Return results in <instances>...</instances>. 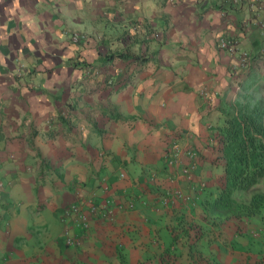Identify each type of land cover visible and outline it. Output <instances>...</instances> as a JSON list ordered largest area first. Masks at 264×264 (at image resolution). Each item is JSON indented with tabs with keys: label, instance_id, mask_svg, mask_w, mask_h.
Returning a JSON list of instances; mask_svg holds the SVG:
<instances>
[{
	"label": "crops",
	"instance_id": "1",
	"mask_svg": "<svg viewBox=\"0 0 264 264\" xmlns=\"http://www.w3.org/2000/svg\"><path fill=\"white\" fill-rule=\"evenodd\" d=\"M255 6L0 0V264H162L177 215L203 223L209 129L240 82L264 74V8ZM75 32L83 39L74 40ZM222 35L250 52L249 68L219 47ZM111 50L128 56L106 59ZM166 152L175 154L171 165ZM186 164L195 166L191 182L182 175ZM76 187L86 197L135 195L149 204L115 210L111 220L93 217L73 247L59 216L77 199ZM221 228L192 252L228 264ZM231 231L233 250L248 249L256 260L264 235ZM174 252L175 264H191L186 245Z\"/></svg>",
	"mask_w": 264,
	"mask_h": 264
},
{
	"label": "trees",
	"instance_id": "2",
	"mask_svg": "<svg viewBox=\"0 0 264 264\" xmlns=\"http://www.w3.org/2000/svg\"><path fill=\"white\" fill-rule=\"evenodd\" d=\"M115 55L128 56V53L111 50L107 51L105 57L111 59ZM218 111L223 116V122H214L207 137L212 151L209 161L221 166L223 181L207 190L208 195L202 206V224H196L191 219L182 221V215H177L178 229L172 231L170 245L161 255L162 264H175L174 250L179 244L186 245V249L190 250L191 260L196 259L199 254L193 253L192 247L205 243L211 236L215 237L218 225L230 217L264 220V190L254 191L245 203L233 196L234 191L248 190L264 181V74L254 72L243 79L236 97L230 104L222 103ZM262 229L261 235H264V226ZM205 259V264H212V258Z\"/></svg>",
	"mask_w": 264,
	"mask_h": 264
},
{
	"label": "built area",
	"instance_id": "3",
	"mask_svg": "<svg viewBox=\"0 0 264 264\" xmlns=\"http://www.w3.org/2000/svg\"><path fill=\"white\" fill-rule=\"evenodd\" d=\"M236 1V0H233ZM253 2L257 9L264 8V0H250ZM74 40L83 39L81 33L75 32L73 35ZM219 47L227 49L230 54H237L238 63L241 68H249L253 62L250 52L242 50L238 47V41L235 37H227L222 35L218 39ZM204 96L208 99L205 89H202ZM99 154H105L101 149ZM193 155L192 152L189 154ZM175 158V154H169L166 152V162L171 165ZM194 164H186L182 166L181 171L183 178L187 182H191L193 177ZM158 172L157 170L151 171L148 174L151 182L156 178ZM120 176H124L121 172ZM200 189L203 188L202 184H199ZM181 193L180 190L175 191ZM77 199L73 202L66 204L61 211L59 220L62 223L61 227L65 235V243L72 246H78L82 243L84 236L86 235L89 227L90 220L93 217L102 219H113L115 210L123 209H134L137 206H145L149 204V201L145 198L139 196H131L127 201L114 200L110 196H103L100 199L96 198L94 195L84 196L81 194L79 188L76 187ZM164 202H167V198L164 197Z\"/></svg>",
	"mask_w": 264,
	"mask_h": 264
},
{
	"label": "rangeland",
	"instance_id": "4",
	"mask_svg": "<svg viewBox=\"0 0 264 264\" xmlns=\"http://www.w3.org/2000/svg\"><path fill=\"white\" fill-rule=\"evenodd\" d=\"M257 9V8H256ZM216 117V116H215ZM215 123L218 122L221 124L223 122V116L221 115L219 120L217 118H214ZM208 148V147H207ZM210 148V147H209ZM204 150L205 157H211L212 156V151L210 149ZM210 159V158H209ZM208 163L212 166V170L210 172H204L203 173V178L202 179L204 182H200L203 186V189H209L210 187H213L215 184H219L223 181L222 179V168L221 166H217L216 164H213L208 160ZM4 183L6 184V180H4ZM256 190H264V181L261 180L258 184H256L255 187L248 189V190H241V191H234L233 196L236 198L237 201L241 202H248L251 194L256 191ZM230 223L226 225V221H223L222 224L220 223L221 230L219 231L222 236L224 237L225 240L220 239V242L222 243L221 246L225 248L224 252V257L226 258V261L228 264H257L256 262H259L262 264L264 261V249L260 248L259 250L255 249V253L257 256L256 260H252L250 252L248 253V249L240 252V249L237 248L236 250H233L234 247H236L237 243L235 239H229L228 236L231 234V229H235L237 232L240 230H243L244 228H247L248 232L251 234L256 233L257 235L261 234V231L263 230L262 227L264 226V220L262 219H247L245 217H231L230 219H226ZM219 226V225H218ZM230 231V232H229ZM218 234H215V237ZM254 235V234H253ZM219 237V236H218ZM212 239V236L210 237ZM261 245H264V237H260ZM194 242V241H192ZM201 247H204L205 244H200ZM228 247L231 250H227ZM200 250V247H199ZM203 250V249H202ZM177 254V253H175ZM182 255V254H181ZM206 254H203L200 251L199 256L196 257V259L191 260V257H187L186 259L188 260L189 263H195V264H200L199 260L203 259V261H206ZM181 259V258H180ZM220 264H224L221 263Z\"/></svg>",
	"mask_w": 264,
	"mask_h": 264
},
{
	"label": "clouds",
	"instance_id": "5",
	"mask_svg": "<svg viewBox=\"0 0 264 264\" xmlns=\"http://www.w3.org/2000/svg\"><path fill=\"white\" fill-rule=\"evenodd\" d=\"M203 189V188H202Z\"/></svg>",
	"mask_w": 264,
	"mask_h": 264
}]
</instances>
